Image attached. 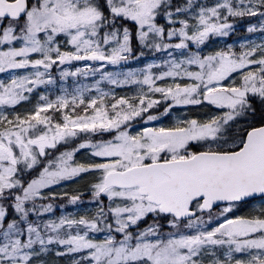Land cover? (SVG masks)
<instances>
[{"label": "snow or ice", "instance_id": "6c2138e0", "mask_svg": "<svg viewBox=\"0 0 264 264\" xmlns=\"http://www.w3.org/2000/svg\"><path fill=\"white\" fill-rule=\"evenodd\" d=\"M0 264H264V0H0Z\"/></svg>", "mask_w": 264, "mask_h": 264}, {"label": "rangeland", "instance_id": "374dc122", "mask_svg": "<svg viewBox=\"0 0 264 264\" xmlns=\"http://www.w3.org/2000/svg\"><path fill=\"white\" fill-rule=\"evenodd\" d=\"M69 210H70V206H69Z\"/></svg>", "mask_w": 264, "mask_h": 264}]
</instances>
